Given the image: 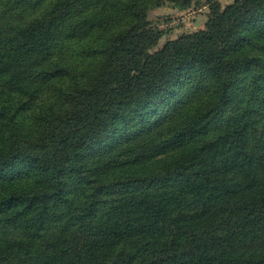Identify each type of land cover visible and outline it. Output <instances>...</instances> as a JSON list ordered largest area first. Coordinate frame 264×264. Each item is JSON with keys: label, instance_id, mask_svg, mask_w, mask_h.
I'll list each match as a JSON object with an SVG mask.
<instances>
[{"label": "trees", "instance_id": "obj_1", "mask_svg": "<svg viewBox=\"0 0 264 264\" xmlns=\"http://www.w3.org/2000/svg\"><path fill=\"white\" fill-rule=\"evenodd\" d=\"M0 0V264H264V0Z\"/></svg>", "mask_w": 264, "mask_h": 264}, {"label": "rangeland", "instance_id": "obj_2", "mask_svg": "<svg viewBox=\"0 0 264 264\" xmlns=\"http://www.w3.org/2000/svg\"><path fill=\"white\" fill-rule=\"evenodd\" d=\"M232 1L219 0V5L223 9ZM209 13L206 0H195L187 9H180L168 2L151 9L147 14L148 21L164 34L154 50L162 48L168 41L176 40L182 35L204 29Z\"/></svg>", "mask_w": 264, "mask_h": 264}]
</instances>
